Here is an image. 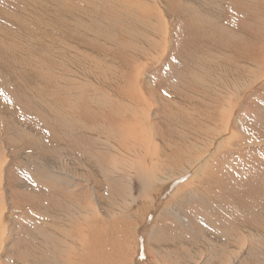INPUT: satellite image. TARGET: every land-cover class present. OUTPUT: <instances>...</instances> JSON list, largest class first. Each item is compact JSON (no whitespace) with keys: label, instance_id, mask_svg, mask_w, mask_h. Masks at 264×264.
I'll use <instances>...</instances> for the list:
<instances>
[{"label":"rangeland","instance_id":"rangeland-1","mask_svg":"<svg viewBox=\"0 0 264 264\" xmlns=\"http://www.w3.org/2000/svg\"><path fill=\"white\" fill-rule=\"evenodd\" d=\"M159 1L154 0V3ZM206 1L209 0H200L199 3L203 5ZM229 1L232 4L226 3L228 8H225V17L231 23L230 28H237L249 37L251 42L244 49L228 52L234 57L235 62L232 65L229 62L225 63L229 68L237 69L239 75L242 74L238 71L239 65L248 60L250 65L258 69L254 73L255 81L248 90L240 91V95L233 92L235 99L230 111L232 119L229 132L225 135L222 111L218 107L216 108L220 111H217L213 118L214 124L201 131L202 140L212 138L221 132V137L214 142L215 144L213 143L212 149L210 148L212 155L220 144L217 154L203 162V173L195 175L200 166L189 165L188 157L185 156L189 152L188 149L179 153L187 134L183 129L185 125L188 126V117L186 111H178L175 106L194 105L197 109H202V112L205 103L214 98L211 90L200 87L203 98L192 96L191 89L197 87L194 86L195 83L190 82L187 96L179 101L181 103L174 105L171 120L164 111L163 97L165 98L166 93L159 91V87L167 85V93L171 92V84L184 77L185 71L182 67L189 69L195 63L194 59L189 57L190 53H200V50L183 53L182 43L186 39V32L190 30L188 28L190 22L185 19L183 13H179L181 7H177L178 11L172 10L173 15L164 16L168 33V52H165L160 62H154L146 68L144 64H140L135 68L137 71H143L142 82L145 85L143 88L148 90V87L152 86L151 89L156 94L157 102L154 104L150 101L154 107L150 111V117L154 135L161 138L162 143L155 147L156 150L145 153L139 151V155L138 148L133 149L131 153L127 148L115 153L112 147L106 146L104 149L110 156L107 162H102L95 155L89 156L87 162L89 161L91 165L89 167L94 170L91 174L97 175L94 180L98 183L96 185H99L98 191L94 182L87 183L78 177L67 178V173L75 175L67 171L63 165L60 172L52 171L53 166H60L58 156L48 157L53 165H50V168L40 162L44 161L45 155L42 150L45 142L50 146L54 143L52 148L61 149L62 146L58 145L61 140H57L54 134L58 129L53 123L54 115L53 117L47 115L40 91L46 90L45 94L50 95L59 89L61 95L69 94V85L67 88L63 87L64 89L58 85L56 87L47 86L48 84L38 85L41 76L37 74L39 70L37 68L43 67L46 61L37 59L48 47L47 37L51 35L48 32L49 21L38 25L33 19H29L27 21H33L29 25L17 24L16 20L0 19V24L9 25L5 30L14 32L17 35L16 39L23 42L14 51L11 47L0 49V97L5 98L2 96L5 95L3 91L5 89L12 94V100H15L10 101L6 97L8 103L6 102L5 106L0 101V120L7 115L6 119L1 121H8L10 126L7 128L16 133V136L11 134V144L2 145L1 140L5 137L6 131L0 125V264H69L68 244L76 248L75 243L82 241L83 237L86 241L88 236V231L80 227L81 223L73 220L84 219L81 212L91 209L99 213V216L95 215L99 217L98 226L106 229L103 234L99 230L102 234L99 243L104 247L102 253L115 259L116 264H264V241L258 245L259 249L257 245L248 242L243 250L229 255L232 245L244 238L242 232L246 224H250L258 231H264V76L260 78L264 73L260 66L264 63L261 54L264 53V49L258 53L259 57L245 52L249 47L261 50L259 45H254L258 42L254 38L264 45V26H261L264 19V0L261 6H258L262 19L257 20L254 27L249 21L252 15L250 11H244L243 2ZM26 10L32 13L30 7H26ZM177 12L179 14H174ZM87 18L89 17L81 16L86 24L88 21V24L95 23L94 18H91L92 20ZM113 19L125 23L121 27L115 25L114 29L126 33V19L117 13ZM245 23L247 24L244 26ZM33 24L36 25L32 26ZM56 29L58 28H54L53 32ZM57 38L61 39L59 35ZM74 39L84 40V37L76 36ZM202 42L197 45H201ZM195 43L192 39L185 47L191 50L197 46ZM222 44V39L220 44L213 40V50L218 51L220 48L223 50ZM20 66H25L21 70L23 78L27 81H23L17 71ZM47 68L56 74L62 70L66 71L61 65L53 63H49ZM9 73L12 75L11 80L8 79ZM13 75L17 85L12 79ZM20 81L28 86L25 85L24 88L30 92L26 93L23 90ZM226 83L229 84V81L226 80ZM60 103L67 104V101L53 99L50 102ZM69 103L71 104V101H68ZM4 111L5 114L2 115ZM21 127L35 143L19 134L17 129ZM191 131L193 132V127ZM140 132L142 133V129ZM191 136L187 140H192L193 135ZM36 139L41 141L37 143ZM170 152L175 153L177 157L169 160ZM149 153L156 154L158 160L156 162H151L150 158L143 160L142 158ZM190 155L192 161L199 157L194 151ZM135 156L138 157L139 164L143 162L139 165L140 174L132 170L130 160ZM115 158L118 163L114 162ZM124 160L127 164H124ZM156 163L160 164L159 169H156L158 167ZM143 168L153 169L152 172L159 175V180H163L164 184L156 186L155 183L152 186L151 183L147 184L145 175L148 171ZM72 169L75 174H80L78 171L81 169L78 165ZM106 170L109 172L112 170L113 173L108 174ZM185 170H187L185 176L174 182L170 180L173 174L183 175ZM242 175L247 177L244 178ZM87 178L89 179L88 176ZM70 179L74 181L73 184L68 183L71 187L70 193H66L65 189L59 192L62 196L52 192V189L59 191ZM76 183L78 185L74 187ZM181 187L180 192L174 196L175 189ZM92 222H95V219ZM51 225L55 228L58 225L60 233L55 230L58 234L53 236L49 230ZM66 229L71 233L70 236ZM240 243L238 242L239 245ZM108 264L112 262L109 261Z\"/></svg>","mask_w":264,"mask_h":264},{"label":"bare ground","instance_id":"bare-ground-1","mask_svg":"<svg viewBox=\"0 0 264 264\" xmlns=\"http://www.w3.org/2000/svg\"><path fill=\"white\" fill-rule=\"evenodd\" d=\"M241 1L244 4V11H250L252 18H254V21H252V18L249 20L252 27H254L257 25V20L262 19L258 6H261L263 0ZM173 2H175V6ZM199 2L200 0H160L155 3L154 0H0V19L2 20H16L17 24L26 23L29 25L33 21L38 25L41 22L49 21L48 32L51 35L47 37L48 47L44 49L45 51L42 54H39L37 59L46 61L43 67H36L39 69L37 74L41 76L38 85L48 84L47 86L54 85L55 87L58 85L59 88L65 86L67 88V85H69L70 87H68L69 94L67 95H61L59 89L50 95L45 94L46 90L40 91L41 101L46 106L47 115L52 117L54 115L53 123L58 128L54 134L57 140H61L58 145L62 144L61 149H58L52 148L54 143L51 146L46 144V142L44 143L45 147L42 150L44 153H42L45 157L44 161L40 162H43L45 167L48 168L51 165L48 157L58 156L57 160L60 166L51 165L54 169L52 171L60 172L61 165H63L67 171H71L75 175L71 176L70 173H67V178H83L84 181L86 180L85 182H94L96 185L98 184L94 180L96 174H91L94 173V170L92 171L93 168L89 167V161L87 162L89 156L94 157L93 155H95L102 162H107V158H110V156L104 149L106 146L112 147L111 149L115 150V153L120 152L124 148L129 149L130 153L137 148V153L139 151L145 153L153 149L156 150L155 147L161 145V138L154 135V126L150 117V111L154 108L150 101H153L154 104L157 102L156 94L151 89L152 86H149L148 90L143 88L145 86L142 82L143 71H137L135 68L140 64H144V68H146L154 62H160L165 52H168V33L164 16L166 14L173 15L172 10L175 12L177 7H181L179 13H183L186 17L185 19L190 22L188 26L190 30L186 32V39L183 43L181 42L184 47L183 53L187 51L190 53L192 50H200V53H190L189 57L192 60L194 59L196 64L194 63L189 69L182 67L185 71L184 77L177 79L171 84V92L167 93V85L160 86L159 91L166 93L163 101L164 111L167 113L168 119H170L174 105L181 103L179 101L187 96L190 82L195 83L194 86L197 87V89H191L192 96L203 98L200 87H206L213 93L215 99H209L205 103L202 112V109H197L194 105L175 106L178 111H186L188 117V126L184 124L186 129H183L186 130L187 134L183 139L184 144H182L179 153L188 149L189 152L185 156L188 157L189 165L200 166L195 175L203 173V162L210 159L212 155L217 154L220 144L212 155H210V148L221 137V132L212 138L202 140L200 137L201 131L208 125L214 124L213 118L218 113L217 111H220L217 110L216 107H218L222 111L223 124H221L225 126V135L229 132L232 119L230 111L233 107L232 102L235 99V94L238 95L240 91L248 90L252 86L255 81L254 73L258 68L250 65L249 60V62L245 61L240 65L238 64V71L242 72L239 75L237 69L229 68V65L225 63L229 62L232 65L235 62L234 57L228 52H231V50L237 52L241 48L244 49L251 42L250 38L237 28H230L231 23L225 17V8H228L226 3H232L229 0H209L201 5ZM26 7H30L32 13L26 12ZM116 13L126 19V33L123 30L119 29V32H117L114 29L115 25L118 27L125 25L124 22L113 19ZM179 13L174 14L177 15ZM83 15L85 18L89 17L87 18L88 20L94 18L95 23L92 21L93 24H88V21L86 24L81 19ZM29 19H33V21H27ZM182 19L184 20V18ZM35 25L33 24L32 26ZM262 25L264 26V19L261 22ZM7 28H9V25L0 24V49L2 47H11V50L14 51L23 42H20L18 38L16 39L17 35L14 32L5 30ZM54 28L58 29L53 32ZM57 35L61 39H58ZM76 36L79 38L82 36L84 40L74 39ZM192 39L194 43L197 42L195 43L196 45L203 42L201 45L189 50L185 47V44ZM220 39H222L224 49L213 50V40L220 44ZM254 39L258 41L254 45H259L261 50L249 47L245 52L251 56H258V53L264 49V45L257 38ZM182 50H180V53ZM261 54L264 57V53ZM49 63L61 65L66 71L62 70L59 74H56L47 68ZM260 66L264 70V63ZM22 68L24 69L25 66H20L17 71L20 73L21 79L27 81L26 78H23ZM8 75V79L11 80L12 75L10 73ZM263 76L264 73L260 78L262 79ZM13 77L15 85H17L15 75ZM226 80L229 81V84L226 83ZM20 84L26 93L30 92L24 88L26 85L24 82L20 81ZM3 91L5 95L2 94V96L5 98L0 97V101L3 102L4 106L6 102L8 103L6 97L10 101L15 102V100H12V94L8 90L3 89ZM53 99L61 102L67 101V104H50ZM225 99L226 101H224ZM68 101H71V104H68ZM4 114L5 111L2 115ZM219 116L221 117V115ZM6 117L7 115L3 119H6ZM1 120L0 125L6 131L1 143L2 145L11 144V134L16 136V133L7 128L10 126L8 121L4 122ZM192 127L193 132L191 131ZM141 129L142 133L140 132ZM17 130H19V134L28 137L35 143V140L22 127ZM29 133L33 134L30 131ZM191 135H193V139L187 140ZM40 141L41 139H36L37 143ZM203 142L204 144L202 145L201 143ZM100 151L103 152L100 153ZM192 151L199 154V157L194 161H192L193 159L190 155ZM116 156L122 157L117 154ZM174 157H177V155L170 152L168 155L169 160ZM149 158L151 162L158 160L157 155L152 153L142 159L148 160ZM130 161L132 170L140 174L139 165L143 164V162L141 161L139 164L136 156ZM114 162L118 163L116 158ZM126 162L124 160V164H127ZM77 165L81 169V172L78 171L80 174H75L72 169ZM155 165L158 166L156 169L160 168V164L156 163ZM112 170L110 172L106 170V173L112 174ZM144 170L148 171V174L145 175L147 184L151 183L152 186L155 183L154 186H156V184L163 183V180H159V175L152 172L154 171L153 169ZM186 172L187 170H185L183 175L179 176L173 174L169 178L174 182L185 176ZM164 177L166 178V175ZM242 177L246 178L247 176L242 175ZM68 183L73 184L74 181L70 179L64 184L63 187L65 188L61 186L59 191L52 189V192L62 196L60 194L61 190L65 189L66 193H70L71 187ZM77 185L76 183L74 187ZM98 186L96 185L97 191ZM181 189L182 187L175 189V193L173 192L174 194H172L176 196ZM91 210L81 212L84 219L75 218L73 220L81 223L80 227L82 230L88 231V236L86 241L84 240L85 237H83L82 241L75 243L76 248H72L68 244L67 260L69 264H108L109 261L114 264L115 259L102 253L104 247L100 245L99 241L106 229L98 226L99 217L95 215L99 216V213ZM94 219L95 222H92ZM54 225H51L49 230L52 235H57L58 233L55 230L60 233L58 230L59 226L56 225L57 227L55 228ZM66 230L70 236L71 233L68 229ZM99 230L102 231V234H100ZM242 235L244 238L238 241L241 242L240 245L238 242L234 243L230 248L229 255L232 256L243 250L248 242L257 245L258 248V245L264 241V231H258L250 224L244 226Z\"/></svg>","mask_w":264,"mask_h":264}]
</instances>
